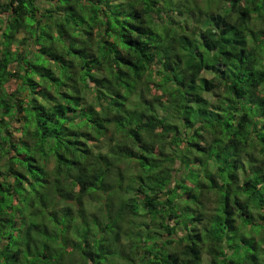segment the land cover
<instances>
[{
  "label": "clouds",
  "instance_id": "9594fccd",
  "mask_svg": "<svg viewBox=\"0 0 264 264\" xmlns=\"http://www.w3.org/2000/svg\"><path fill=\"white\" fill-rule=\"evenodd\" d=\"M0 264H264V0H0Z\"/></svg>",
  "mask_w": 264,
  "mask_h": 264
}]
</instances>
